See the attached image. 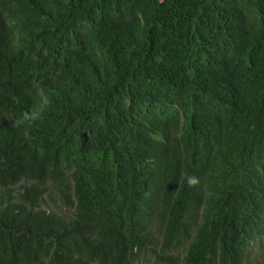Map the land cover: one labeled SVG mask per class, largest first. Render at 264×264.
Segmentation results:
<instances>
[{"label": "trees", "instance_id": "trees-1", "mask_svg": "<svg viewBox=\"0 0 264 264\" xmlns=\"http://www.w3.org/2000/svg\"><path fill=\"white\" fill-rule=\"evenodd\" d=\"M259 235L264 0H0V264H264Z\"/></svg>", "mask_w": 264, "mask_h": 264}, {"label": "clouds", "instance_id": "clouds-1", "mask_svg": "<svg viewBox=\"0 0 264 264\" xmlns=\"http://www.w3.org/2000/svg\"><path fill=\"white\" fill-rule=\"evenodd\" d=\"M193 184H195V180L194 179H190L189 180V185L191 186ZM262 249H264V235H259L258 241L250 249V255L254 254L256 251L258 253Z\"/></svg>", "mask_w": 264, "mask_h": 264}, {"label": "rangeland", "instance_id": "rangeland-1", "mask_svg": "<svg viewBox=\"0 0 264 264\" xmlns=\"http://www.w3.org/2000/svg\"><path fill=\"white\" fill-rule=\"evenodd\" d=\"M256 253H257V251L254 254H256Z\"/></svg>", "mask_w": 264, "mask_h": 264}]
</instances>
